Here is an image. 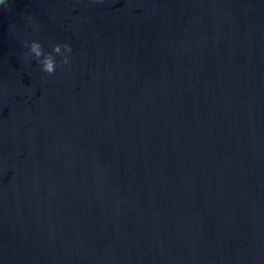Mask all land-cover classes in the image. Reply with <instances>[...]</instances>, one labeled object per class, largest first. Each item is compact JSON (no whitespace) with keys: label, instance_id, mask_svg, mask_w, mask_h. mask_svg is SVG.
<instances>
[{"label":"water","instance_id":"1","mask_svg":"<svg viewBox=\"0 0 264 264\" xmlns=\"http://www.w3.org/2000/svg\"><path fill=\"white\" fill-rule=\"evenodd\" d=\"M0 264H264V0H10Z\"/></svg>","mask_w":264,"mask_h":264},{"label":"clouds","instance_id":"2","mask_svg":"<svg viewBox=\"0 0 264 264\" xmlns=\"http://www.w3.org/2000/svg\"><path fill=\"white\" fill-rule=\"evenodd\" d=\"M92 3H103V0H91ZM10 6V0H0V11H7ZM27 26L31 27L34 32L39 31V25H37L31 18L27 17ZM22 47L27 49L23 53V59L26 63L35 61L38 65L39 72L53 76L56 70L60 67L67 66L69 64V56L72 53V48L68 43H57L52 45L51 52H45L41 43L38 40L23 41ZM59 57V61L57 60Z\"/></svg>","mask_w":264,"mask_h":264}]
</instances>
